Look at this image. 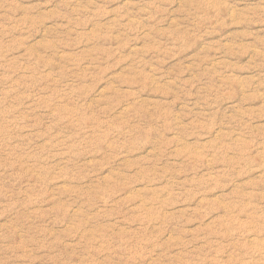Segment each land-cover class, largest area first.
<instances>
[{
	"label": "rangeland",
	"instance_id": "obj_1",
	"mask_svg": "<svg viewBox=\"0 0 264 264\" xmlns=\"http://www.w3.org/2000/svg\"><path fill=\"white\" fill-rule=\"evenodd\" d=\"M0 264H264V0H0Z\"/></svg>",
	"mask_w": 264,
	"mask_h": 264
}]
</instances>
